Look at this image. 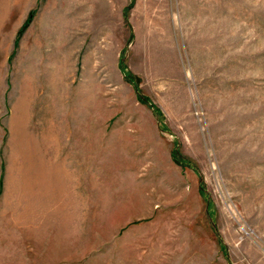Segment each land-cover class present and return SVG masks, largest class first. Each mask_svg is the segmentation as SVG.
<instances>
[{
    "label": "rangeland",
    "instance_id": "1",
    "mask_svg": "<svg viewBox=\"0 0 264 264\" xmlns=\"http://www.w3.org/2000/svg\"><path fill=\"white\" fill-rule=\"evenodd\" d=\"M0 264H264V0H0Z\"/></svg>",
    "mask_w": 264,
    "mask_h": 264
}]
</instances>
